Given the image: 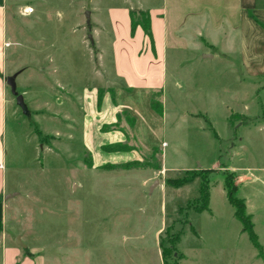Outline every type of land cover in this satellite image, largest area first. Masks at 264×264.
<instances>
[{
    "label": "rangeland",
    "instance_id": "374dc122",
    "mask_svg": "<svg viewBox=\"0 0 264 264\" xmlns=\"http://www.w3.org/2000/svg\"><path fill=\"white\" fill-rule=\"evenodd\" d=\"M7 4L12 7L0 8L4 76L19 74L16 94L7 85L10 196L0 199V244L36 264H163L161 242L171 228L182 232L180 264H264V75L261 67L244 65L242 52L257 37L221 33V46L205 41L204 57L197 42L188 52L166 50L164 87L107 94L105 77L116 79V42L122 39L126 50L135 47L127 41L131 11L143 10L159 24L155 8L165 9V0ZM247 14L255 17L252 9ZM18 94L28 113L18 105ZM138 99L151 100L155 114ZM119 100L127 119L122 123H135L133 131L124 126L123 132L138 140L131 134L132 150L122 154L103 147L113 139L124 141L103 125L114 119ZM138 152L140 161L92 168L91 158L112 163ZM188 169L216 170L208 211H197L200 178L180 189L167 183ZM227 171L237 175L238 196L252 216L261 250L235 217L221 174Z\"/></svg>",
    "mask_w": 264,
    "mask_h": 264
},
{
    "label": "crops",
    "instance_id": "0c3cea01",
    "mask_svg": "<svg viewBox=\"0 0 264 264\" xmlns=\"http://www.w3.org/2000/svg\"><path fill=\"white\" fill-rule=\"evenodd\" d=\"M2 1L3 3L2 5H0V8L5 9L6 7L7 10L9 9V7H12L11 5L7 4V0ZM169 3L171 5L170 9H172L170 16L168 15ZM257 4L258 0H165V9L155 8V11L161 14L159 24H157V20H155L150 15L152 38H149L145 30L142 27L138 26L134 35L130 33V31L132 32V29L129 30L130 36L128 37L127 41H131V43L135 44L133 50H126L122 48V39L120 40L121 42H116L115 59L117 71L114 70L116 71V73L113 75L116 77V79L113 82L110 78L105 77V81L108 84H105L103 86V89H106L107 94H109V92L115 93L121 89L131 90L132 88H141L146 92L151 93L153 92V89L164 87V56L166 50H172L174 52H188L192 50L194 43L197 42L198 44L203 46L201 56L204 57L208 54L209 51V49L205 45V41L209 45L221 46V33L224 34V37L227 34L242 37V35L250 36L249 34L253 33V36L257 37L258 42L255 44H252L250 42L244 44L242 48V52L245 57L244 65L249 67V69L255 67L256 70L261 67L260 70L262 72L260 73H263L262 75H264V27L257 23L254 17H251L247 14V9H252L255 17L262 23H264V1L260 7ZM2 18V20L5 19V13H3ZM1 22V32L2 34H4V23L3 21ZM135 39H138L139 41L134 43ZM6 44L7 41L4 42V45ZM145 46L147 47V49H144ZM4 66L5 63L3 51L1 50L0 46V199L3 198V196L8 197L6 181L7 166L4 149L8 126L7 85L9 84L7 82V79L9 78V76L5 78ZM118 78L124 81V84L122 86H118ZM93 94L97 95L98 91L94 90ZM141 101H145L146 107L148 104V107L150 109L149 112L151 114H153L154 112L155 114V110L151 106V100L138 99L137 102ZM122 103L123 102L119 100V106L113 109L114 119L109 120V122L107 121V124L103 123V125H107L110 127L112 126V129H115L112 133H120V135H122V139H124V141L122 142L120 140H118V142H114L117 141V139H113V142L103 146L105 149H107V151L118 154H122L124 152H129L130 150H132V148H130L128 145L131 134L133 135V137L135 136V141H138L134 133L131 132L128 136L123 132L124 128L122 127H124L125 124H123L122 121H126L127 119L122 118L120 114V110L124 106L122 105ZM163 116L164 109L160 118H163ZM162 123H164V119ZM126 126L125 129L128 130L132 128L133 131L135 123H127ZM157 140L155 139L156 142H158ZM165 146H168L167 142H165ZM123 147H126V149H124ZM163 156L164 159L165 156L167 157L165 151H163ZM123 159L124 158H115L112 163L97 164L94 163L93 159L91 158L93 166L92 168L94 170H102L116 165H123L134 161H140L142 159V155L138 152V155L135 154V157H131V159L128 158L129 160ZM167 166L169 167V165L166 164L164 160V168H167ZM213 166L211 168H213ZM0 264H36V261L35 259H32L30 257H24L19 260V250L17 248H12L10 246H7L6 243H1Z\"/></svg>",
    "mask_w": 264,
    "mask_h": 264
},
{
    "label": "trees",
    "instance_id": "16d2710c",
    "mask_svg": "<svg viewBox=\"0 0 264 264\" xmlns=\"http://www.w3.org/2000/svg\"><path fill=\"white\" fill-rule=\"evenodd\" d=\"M136 13L140 16V19H136ZM132 18V31L142 25L144 30L149 36L151 33V18L150 15L143 10H132L131 11ZM255 21L264 27V23L254 17ZM216 137L217 134L214 131ZM119 148V147H118ZM117 148V149H118ZM122 148V147H120ZM126 149V147H123ZM120 150V149H119ZM216 170L214 169H201L198 171L189 170L184 177L176 178V179H168L167 183L175 188H180L188 183L193 182L196 178H200V190L197 201L200 202V207L198 208V212H205L210 209V198H211V186L212 179L211 174ZM223 180H224V188L226 190V194L229 202L235 209V217L242 223L243 231L246 232L249 236V239L253 243V245L261 250V245L259 243L258 235L255 231V224L252 220V216L247 212V205L243 198L238 196V185L236 183L237 175L233 171L222 172ZM2 229V223L0 222V230ZM193 231L195 230L192 227ZM182 232L172 233L171 228L166 230L165 237L162 239L161 248H162V256H163V264H180V260L183 257L182 253L179 251L177 244L180 242Z\"/></svg>",
    "mask_w": 264,
    "mask_h": 264
},
{
    "label": "water",
    "instance_id": "95a60500",
    "mask_svg": "<svg viewBox=\"0 0 264 264\" xmlns=\"http://www.w3.org/2000/svg\"><path fill=\"white\" fill-rule=\"evenodd\" d=\"M86 16H87L88 24H89L90 23V12H87ZM89 38L91 40V43L94 44V40H93V37H92L91 34L89 35ZM18 74H19V72L15 73L14 75H12L11 77H9L7 79L8 84L11 86L12 92L15 93V94L17 93V91H16V89H17L16 78H17ZM17 103H18V105L22 108V110L25 113H28V106H27V104L24 101L23 94H18L17 95ZM8 197H9V195H8ZM17 242L22 247H25V245L21 242L20 238L17 239Z\"/></svg>",
    "mask_w": 264,
    "mask_h": 264
},
{
    "label": "built area",
    "instance_id": "2783aa9c",
    "mask_svg": "<svg viewBox=\"0 0 264 264\" xmlns=\"http://www.w3.org/2000/svg\"><path fill=\"white\" fill-rule=\"evenodd\" d=\"M6 45H8V43H7ZM164 145H165V144H164Z\"/></svg>",
    "mask_w": 264,
    "mask_h": 264
}]
</instances>
